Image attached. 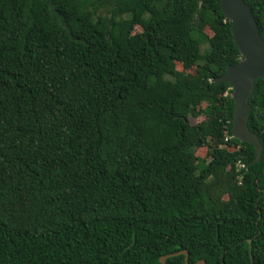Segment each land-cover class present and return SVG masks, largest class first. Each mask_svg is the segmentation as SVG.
I'll list each match as a JSON object with an SVG mask.
<instances>
[{"label":"trees","instance_id":"obj_1","mask_svg":"<svg viewBox=\"0 0 264 264\" xmlns=\"http://www.w3.org/2000/svg\"><path fill=\"white\" fill-rule=\"evenodd\" d=\"M240 59L220 0H0V264H264Z\"/></svg>","mask_w":264,"mask_h":264},{"label":"water","instance_id":"obj_2","mask_svg":"<svg viewBox=\"0 0 264 264\" xmlns=\"http://www.w3.org/2000/svg\"><path fill=\"white\" fill-rule=\"evenodd\" d=\"M221 10L231 23L234 43L241 59L227 66L226 72L215 82L231 85V98L234 101L232 137L253 145L256 149L254 163L263 158L264 147L260 137L249 126L252 105L251 99L256 92V82L264 77V37L260 32L253 7L246 0H220ZM185 254L189 263L188 251L172 253L161 258L167 264L168 257ZM194 264H207L200 260Z\"/></svg>","mask_w":264,"mask_h":264},{"label":"rangeland","instance_id":"obj_3","mask_svg":"<svg viewBox=\"0 0 264 264\" xmlns=\"http://www.w3.org/2000/svg\"><path fill=\"white\" fill-rule=\"evenodd\" d=\"M140 28H137V31H139ZM208 48V46L206 44H202L201 45V50L204 52L206 51V49ZM199 156H205L207 154L206 150L205 149H201L198 151L197 153Z\"/></svg>","mask_w":264,"mask_h":264},{"label":"built area","instance_id":"obj_4","mask_svg":"<svg viewBox=\"0 0 264 264\" xmlns=\"http://www.w3.org/2000/svg\"><path fill=\"white\" fill-rule=\"evenodd\" d=\"M226 140H228V138Z\"/></svg>","mask_w":264,"mask_h":264}]
</instances>
